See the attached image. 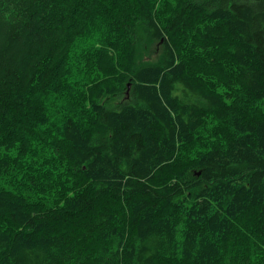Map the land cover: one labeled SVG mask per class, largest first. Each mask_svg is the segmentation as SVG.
Segmentation results:
<instances>
[{
	"label": "trees",
	"instance_id": "trees-1",
	"mask_svg": "<svg viewBox=\"0 0 264 264\" xmlns=\"http://www.w3.org/2000/svg\"><path fill=\"white\" fill-rule=\"evenodd\" d=\"M0 264H264V0H0Z\"/></svg>",
	"mask_w": 264,
	"mask_h": 264
},
{
	"label": "rangeland",
	"instance_id": "rangeland-1",
	"mask_svg": "<svg viewBox=\"0 0 264 264\" xmlns=\"http://www.w3.org/2000/svg\"><path fill=\"white\" fill-rule=\"evenodd\" d=\"M153 51H154V46H151V47H149V49L144 53V55L145 56H152V55H155L154 53H153ZM84 80V79H83ZM86 80H84V82H85Z\"/></svg>",
	"mask_w": 264,
	"mask_h": 264
}]
</instances>
